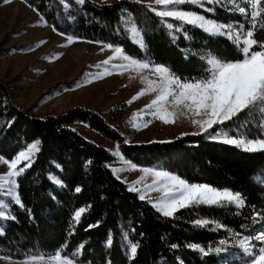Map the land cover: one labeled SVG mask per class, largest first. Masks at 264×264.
Returning <instances> with one entry per match:
<instances>
[{"label": "trees", "instance_id": "trees-1", "mask_svg": "<svg viewBox=\"0 0 264 264\" xmlns=\"http://www.w3.org/2000/svg\"><path fill=\"white\" fill-rule=\"evenodd\" d=\"M7 1L11 0H0V5ZM22 1L58 34L120 48L125 56L165 66L181 79L203 76L209 65L202 57L209 53L225 60L242 58L226 35H211L172 17L162 18L136 0L110 4L85 0L83 5L76 0ZM177 7L217 23L249 24L248 17L228 10L231 5H210L204 0L203 6ZM254 34L264 40V30L257 28ZM243 123L234 118L208 132L130 144L97 112L81 107L34 117L13 104L8 88L0 82V158L11 162L30 144L40 142L31 166L22 165L24 170L16 178L23 207L10 200L8 210L15 219L0 218V258L21 262L62 249L68 254L79 250V264H246L249 257L239 241L264 229V152H245L210 135H258L257 120L241 127ZM74 124H85L115 143L134 166L161 169L189 184L239 193L245 206L194 204L166 217L137 192L129 191L109 167L114 156L79 134ZM80 208L85 211L77 222L74 215ZM197 220L210 223L200 226ZM220 240L229 247L219 255L205 256L199 248L190 247L215 249L223 247ZM129 242L138 244L134 257L129 255ZM251 243L261 246L258 241Z\"/></svg>", "mask_w": 264, "mask_h": 264}, {"label": "rangeland", "instance_id": "rangeland-1", "mask_svg": "<svg viewBox=\"0 0 264 264\" xmlns=\"http://www.w3.org/2000/svg\"><path fill=\"white\" fill-rule=\"evenodd\" d=\"M91 1L110 4L117 0ZM136 1L152 5L156 10L164 7L156 6L154 0ZM68 38L55 32L22 0L0 5V82L8 88L15 106L40 118L63 114L74 107L88 109L97 112L130 144L167 142L188 133H201L192 120L204 117L194 116L182 106L165 104V109L174 112L176 117L175 122L169 124L156 117L155 107L146 109L145 106L159 94V90L148 91V81L160 80L152 70L155 66L140 68L132 63L136 60H126L122 52L116 53L115 47L77 39L69 42ZM105 60L109 61L107 65L103 64ZM142 90L145 94L134 99ZM72 127L114 156L115 161L109 164L113 174L129 188L137 189L134 191L139 197L143 195L152 205L163 197L162 188L154 190L162 184L154 173L163 170L134 166L122 157L115 143L87 125L74 124ZM224 138L225 133H220L213 140L223 141ZM29 146L22 152H27ZM35 153L30 154V160H20L16 171L31 162ZM5 161L0 158V176H6L11 170ZM17 177L11 179L16 183ZM10 200L15 201L4 198L6 204ZM25 261L0 258V264H24ZM34 264H51V261L44 258Z\"/></svg>", "mask_w": 264, "mask_h": 264}, {"label": "snow or ice", "instance_id": "snow-or-ice-1", "mask_svg": "<svg viewBox=\"0 0 264 264\" xmlns=\"http://www.w3.org/2000/svg\"><path fill=\"white\" fill-rule=\"evenodd\" d=\"M61 2L63 3L64 0H61ZM203 2L204 0H154L156 6L164 7L160 10H156L152 5L148 7L162 18L172 17L184 23L200 27L211 35H226L232 40L242 58L225 60L209 53L202 57L209 65L205 74L200 77L184 79L176 77L165 66H155L152 70L159 75L160 80L159 82L148 81V91L155 92L159 90V94L145 107L146 109L155 107L156 117L165 124H169L174 123L176 117L174 112H168L165 109V104L174 103L177 107L182 106L194 116L204 117V119L192 120L193 125H198L201 132H208L215 125H224L225 122L233 121L234 118L244 121L241 127H245L252 119H255L258 121L256 124L259 130L258 135L250 136L248 132H243L235 137H229L225 132V138L222 142L235 145L245 152H264V40L257 38L254 34L257 28L264 30V16H261L264 8L257 10L261 0H206V3L210 5L221 7L231 5L228 10L248 17L249 24L247 27L243 24L233 26L217 23L195 12L183 11L177 7L185 3L203 6ZM76 3L83 5L85 0H76ZM65 7H68L66 3ZM249 8L252 11H249ZM207 10L211 12L214 11V8ZM257 17H260L258 22ZM168 27L172 28L173 26L169 24ZM131 30L137 32L134 27ZM68 39L71 42L72 38L69 37ZM121 51L120 48L115 49L118 54ZM124 59L130 58L124 56ZM108 63V60L103 61L105 65ZM132 63L140 68H149L147 63L137 61H132ZM144 94L145 90H142L134 99ZM210 135L214 137L219 133H211ZM39 143L38 140L32 143L27 152L19 153L18 158L12 162L5 161L9 164L11 170L6 176H0V218L15 219L8 210V204L4 202L5 197L14 199L16 204L23 207L19 195L15 192L17 185L11 177L23 172V168L19 172L16 171L17 164L20 160H30V154L39 151ZM30 166L31 162L25 165V167ZM154 175L162 181V184L154 190L159 191L162 188L163 197L153 203V207L166 217H171L180 209L194 204L222 205V202H227L235 204L237 208L245 206V200L239 193H232L229 190L220 191L207 184H189L166 171H157ZM56 182L59 183V181ZM134 190L137 189L129 188V191ZM76 191L79 192L80 188H77ZM144 198L143 195L140 196L141 200ZM84 211L85 208H80L75 212L74 219L77 222ZM209 223L208 220L196 221V224L200 226ZM236 235H239V233H236ZM251 241H258L261 246L257 248L255 244H250ZM129 245V255L134 257L137 253L138 244L129 242ZM219 245L223 247L209 248L208 250L201 248L199 245H190V247L199 248L205 256L211 252L219 255L228 251L229 246L226 240H220ZM238 246L249 257L246 264H264V229L258 235L244 237L239 241ZM82 247L83 245L79 246V248ZM173 247L176 246L173 245ZM45 255L48 256L51 264H79V250L68 254L64 253L62 249L44 255L32 256L24 264L43 261Z\"/></svg>", "mask_w": 264, "mask_h": 264}]
</instances>
